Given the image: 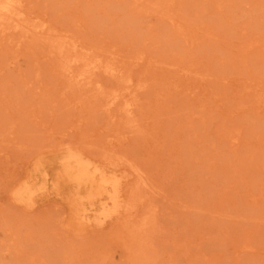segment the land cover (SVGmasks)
Returning a JSON list of instances; mask_svg holds the SVG:
<instances>
[{"label":"rangeland","instance_id":"374dc122","mask_svg":"<svg viewBox=\"0 0 264 264\" xmlns=\"http://www.w3.org/2000/svg\"><path fill=\"white\" fill-rule=\"evenodd\" d=\"M17 2L0 264H264V0ZM70 151L121 180L124 213L69 227L51 176ZM39 159L49 196L29 208L15 192Z\"/></svg>","mask_w":264,"mask_h":264},{"label":"bare ground","instance_id":"6f19581e","mask_svg":"<svg viewBox=\"0 0 264 264\" xmlns=\"http://www.w3.org/2000/svg\"><path fill=\"white\" fill-rule=\"evenodd\" d=\"M17 6V0H0V14L9 17L20 15L21 12L17 13ZM59 162L62 168L54 171L51 184L55 196L67 208L68 224L71 229L84 232L94 226L100 227L127 209V206L121 205L120 179L102 178L95 183L99 169L96 167L92 171V163L77 152H67ZM50 165L42 159L35 161L30 180L24 181L16 190V199L24 206L32 208L37 205L38 199L48 198L45 186L38 179L47 177L46 173H40V169L48 168ZM80 190H83V195L79 194Z\"/></svg>","mask_w":264,"mask_h":264}]
</instances>
